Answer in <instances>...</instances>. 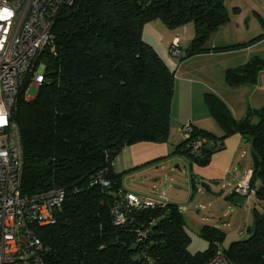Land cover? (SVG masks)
Masks as SVG:
<instances>
[{
  "label": "trees",
  "instance_id": "1",
  "mask_svg": "<svg viewBox=\"0 0 264 264\" xmlns=\"http://www.w3.org/2000/svg\"><path fill=\"white\" fill-rule=\"evenodd\" d=\"M224 1L72 0L60 9L52 29L53 49L39 57L45 81L34 98L19 99L12 116L22 148L21 193L66 192L56 224L36 232L48 249L43 264H148V259L152 264H205L212 256L222 234L205 227L209 249L191 254L185 221L172 203L132 208L126 222L115 225L112 209L121 189L113 182L117 176L111 164L124 147L169 139L174 71L142 39L144 24L161 19L175 30L191 22L195 34L180 53L182 60L244 48L262 38L209 49L207 42L230 20ZM261 73L264 59L254 57L227 70L225 80L232 87L254 86ZM207 97L210 114L224 130L222 139L239 133L251 144L250 187L264 197V108L250 109L236 121L223 102L216 108ZM204 136L214 138L193 127L174 154L206 164L221 144ZM199 140L204 143L194 150L192 144ZM100 172L111 183L107 190L90 185ZM224 251L235 264H264L261 216L248 239Z\"/></svg>",
  "mask_w": 264,
  "mask_h": 264
},
{
  "label": "built area",
  "instance_id": "2",
  "mask_svg": "<svg viewBox=\"0 0 264 264\" xmlns=\"http://www.w3.org/2000/svg\"><path fill=\"white\" fill-rule=\"evenodd\" d=\"M72 0H0V264H43L48 249L37 236V229L57 222L66 192L62 188L23 195L20 190L23 157L20 135L12 116L20 98L29 97L31 87L44 83L45 65L39 61L47 49H53L52 29L60 9ZM193 126L180 129L183 140H188ZM204 141L192 144L197 150ZM105 172V171H104ZM107 190L111 187L105 176L97 181ZM243 197L256 193L246 178L235 189ZM112 209L115 225L126 222L130 209H155L167 203L165 190L156 200L141 199L135 194L119 190ZM264 220V212L261 213ZM245 234V230L239 233ZM264 258V251H262ZM152 264V260H147ZM205 264H235L223 248L215 245Z\"/></svg>",
  "mask_w": 264,
  "mask_h": 264
},
{
  "label": "crops",
  "instance_id": "3",
  "mask_svg": "<svg viewBox=\"0 0 264 264\" xmlns=\"http://www.w3.org/2000/svg\"><path fill=\"white\" fill-rule=\"evenodd\" d=\"M224 5L230 13V20L217 30L207 43V47L214 49L242 44L255 37L262 36L256 43L240 50L243 53L238 65L235 66L236 63H233V61H227L223 67L227 70H233L254 57L264 59V0H225ZM233 8H237L238 12H232ZM250 10L256 13V17L252 14L251 17L247 18ZM232 23L235 24L232 26L234 31L231 30V33L237 34L234 39L225 43L226 40L220 38V35L223 36L224 34H219V31ZM178 32L179 29L174 31V34L177 35ZM215 53L217 52L210 51L197 57L208 59L212 58L211 56ZM160 56L171 66L170 68H175V65H172L175 64L174 61L171 64L164 55L161 54ZM184 64H181V68ZM196 72L200 74L203 70L198 69ZM188 74L189 72H180L182 84L174 92L170 106L168 141L166 143L140 142L124 147L111 164V173L117 176L113 182H118L120 189L131 192L141 199L156 200L158 194L165 190L167 202L177 205L181 213L185 210V207L192 204L194 196L202 195L203 186L209 188L206 191L209 195L212 192L211 186L213 185L214 188L221 189L219 195H229L236 204L247 205L249 214L246 220L243 221L240 216L239 220L237 219L235 222L237 225L229 230H254L256 222L261 213L264 212V197L256 193L247 197H238L232 192L231 194L228 193L229 187L239 181L237 180L238 173L231 172L232 170L235 172L237 169L235 166H238L240 170H247L248 159L244 157L243 143L248 142L239 133L227 135L222 139L224 131L218 126L205 105L202 108L200 107L198 112H195L189 103L188 109L184 108L185 98H192V89L188 88L191 83L189 80L183 79ZM262 80H264V73L259 75L253 88L255 90L251 93V99L257 96V105L252 104L251 99H249L248 106L252 110L264 108V88H260ZM238 88L252 89V86L244 85ZM173 112L174 115H172ZM238 112L236 111L233 115L236 121H240L244 117L241 115L243 111L240 115H238ZM253 122L256 123L257 119H254ZM185 124H190L198 131L211 134L215 139L207 136L202 137L209 143L217 142L221 144V149L211 153L208 162L204 165H199L184 155L174 154L176 146L183 141L180 129ZM241 159L247 162L242 163ZM249 172L248 179L252 170ZM192 180L195 181L194 184ZM192 187L196 190L194 193ZM230 197H226V200Z\"/></svg>",
  "mask_w": 264,
  "mask_h": 264
},
{
  "label": "rangeland",
  "instance_id": "4",
  "mask_svg": "<svg viewBox=\"0 0 264 264\" xmlns=\"http://www.w3.org/2000/svg\"><path fill=\"white\" fill-rule=\"evenodd\" d=\"M249 12L250 14L247 18L251 17L252 14H256L253 10H250ZM234 24L235 23H232L228 27L222 28L219 31V34H224L223 36L220 35V38L226 40L225 43L234 39L237 34L231 33V30L234 31L232 27ZM178 29L179 32L175 35L174 31ZM194 34V27L191 22L172 30L171 28H168L161 19H155L145 23L142 28V39L148 43L157 54L164 55L171 64L173 61L175 62V64H172L175 65V68H171L172 70L176 69L174 71V89L171 103L173 101L174 92L178 86L182 84L180 80V72L185 71L189 72V74L183 79L190 81L191 84L188 85V88L192 89V98H185V105H183L185 109H188V103L189 105L191 104L195 112H198L200 107L202 108L204 105L208 108L206 103V95H208L207 102L209 99L211 105L216 104V108H218L221 101L226 105L232 117L236 111H239L238 115L243 111V114L241 115L242 117L245 116L246 113L252 109L248 106V103L249 99H251V93L255 90L253 89L254 86H252V89H243L228 85L225 80L227 69L223 67L227 61H233V63H236L235 66L238 65L240 59H242L243 53L240 50L245 49V47L217 52L215 55L211 56L212 58L208 59L197 57L199 55L183 60L180 59V53H184V49L189 46ZM182 63L185 64L181 68ZM198 69H202L203 72L198 74L196 72ZM260 83V88H264V80ZM36 93L37 88L31 87L29 90V97L34 98ZM251 103L257 105V96L251 99ZM172 115H174V112ZM243 151H245L244 157L248 159L247 170H240L238 166H235L237 169L235 172H233V170L231 172L238 173L237 180L239 181L235 185L230 186L228 191L229 194L232 192L238 197L241 195L236 194L235 189L240 183L245 181L247 175L250 174L249 171L252 170L251 144L244 142ZM241 162L246 163L247 161L241 159ZM256 181L257 185L260 186L261 179L258 177ZM211 188L212 192L209 195L206 192V189H202V195L198 194L194 196L192 204L185 207V210L182 212L186 232L189 236V241L186 247L191 254L201 253L209 249L211 242L206 237V232L208 230H203L205 227L215 228L217 229V233L222 234V239L218 241V245L224 250H228L235 242L248 239L254 231L245 230L244 235H239V233L244 230H229L234 225H237L235 222L237 219L239 220L240 216L243 221L246 220L249 214L247 211V205L242 206L236 204L233 201V198L229 195H219L221 189L214 188L213 185ZM192 191L194 193L196 190L192 188ZM226 197L230 198L226 200ZM252 216L255 217L254 215Z\"/></svg>",
  "mask_w": 264,
  "mask_h": 264
},
{
  "label": "water",
  "instance_id": "5",
  "mask_svg": "<svg viewBox=\"0 0 264 264\" xmlns=\"http://www.w3.org/2000/svg\"><path fill=\"white\" fill-rule=\"evenodd\" d=\"M204 189L208 190L206 186H203Z\"/></svg>",
  "mask_w": 264,
  "mask_h": 264
}]
</instances>
